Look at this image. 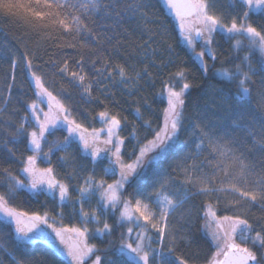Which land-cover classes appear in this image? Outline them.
<instances>
[{
  "label": "snow or ice",
  "instance_id": "1",
  "mask_svg": "<svg viewBox=\"0 0 264 264\" xmlns=\"http://www.w3.org/2000/svg\"><path fill=\"white\" fill-rule=\"evenodd\" d=\"M162 3L177 19L183 39L200 59L202 71L207 73L209 69L205 57L213 62L217 60L213 47L217 33H222L229 41L238 37L232 45L237 51L245 47L249 52L258 50L264 71V20H252L253 14L264 17V0H227L226 6L224 0H162ZM152 7L150 0H0V15L17 18L35 38L32 47L22 52L20 59L36 96L30 103L25 102L27 111L18 123L12 119L16 111L7 119L3 115L11 103V84L7 88L8 95L0 97L3 104L0 107V152H7L6 158L0 157V176L4 178L0 180V189H3L0 190V214L11 219L14 232L22 241L36 238L45 231L40 226L48 225L59 240L55 245L57 251L70 258L69 264H196L192 255H177L179 245L191 247L198 243V238L188 228L193 217L204 221V239L215 249L205 264H264V160L259 164L245 163L243 153L237 154L238 141L195 120L191 121V127L198 142H193L192 151L177 150L181 133L189 121L185 97L196 87L189 79V69L178 66L175 71L164 74L166 78H160L162 87L157 95L166 101V107L158 122L144 120L141 107L134 109L145 131L140 136L137 129L132 128L129 135L136 143L131 152L126 147L129 138L121 133L130 122L114 107L119 102L112 88L122 85L132 96L133 89L139 91L141 80L147 76L154 86V78L148 65L137 70L127 57L123 62L116 58L115 54L126 46V41L113 45L111 53L105 49V54L101 55L102 34L95 29V17L103 14L114 20L113 31L125 14L145 21L143 31L148 39L137 43L136 47L148 58L155 54L152 43L163 34L157 27H147L148 23L163 24L150 18ZM103 38L111 42L110 37ZM197 39L202 42L198 52L195 50ZM93 43L96 48L92 47ZM50 47L63 53L60 59L44 60L41 52L47 54ZM69 49L76 51L77 56L67 55ZM233 59L241 62L234 63L232 69L222 67L215 75L222 78V83L226 82V87L219 91L228 90L236 100L233 109L239 120L244 101L251 105L254 90L259 106L264 109V76L258 82L253 80L256 71L248 55L243 58L237 55ZM19 63V60L11 63L13 83ZM45 66L55 72L46 73ZM53 76L68 80L79 90L81 99L98 103L102 110L94 115L88 109L80 115L74 114L73 106L65 100L71 93L64 87L56 90ZM229 86H234V93ZM133 103L139 101L133 100ZM144 103L148 104L147 99ZM97 120L102 127L90 126ZM5 124L8 127H4ZM60 130L67 133L62 139L55 136ZM251 135L258 137L255 142L264 149V125ZM24 141L27 142L25 151L31 154L17 155L19 149L10 145ZM74 143L90 160L91 170L84 164L77 165L75 155L69 151ZM57 153L63 155L57 156ZM169 156L172 159L167 167L156 168L151 180L142 181L150 167ZM5 160L21 165L18 172L23 179L14 174L11 166H2ZM40 160L47 166L41 167ZM66 165L74 167L67 174L61 173L59 168ZM98 166H102L99 174ZM85 171L86 175H80ZM77 177L81 182L72 189L78 193L73 198L72 186L66 181ZM109 177L116 178L109 182ZM138 180L141 182L129 192L128 188ZM20 190L36 196L58 197L59 211L53 214L44 210L41 214L39 210H20L14 206ZM93 197L97 198V207H91ZM66 204L79 215L81 224L65 226L58 219L65 215ZM85 204L89 205V211L85 210ZM253 209H258L261 215L253 216ZM117 211L116 223H110L108 214ZM49 220L62 226L49 225ZM89 223L96 227L90 229ZM117 229L121 230L115 246L117 259L107 255L112 241L104 249L89 243L90 236H111ZM2 250L9 254L11 264H44L28 257L21 249H17L20 257L9 248ZM101 252L104 255L98 254ZM0 264H4L2 259Z\"/></svg>",
  "mask_w": 264,
  "mask_h": 264
},
{
  "label": "trees",
  "instance_id": "2",
  "mask_svg": "<svg viewBox=\"0 0 264 264\" xmlns=\"http://www.w3.org/2000/svg\"><path fill=\"white\" fill-rule=\"evenodd\" d=\"M153 5L149 13L152 20L163 21V24H153L148 23L147 27H157L163 33L151 47L155 49V54H150L148 58L143 56L142 51L136 47L137 43H143L144 40L148 39V35L143 31L145 26V21L132 18L130 15L125 14L122 21L118 26L115 27L113 31V25L115 21L112 19H107L103 14L95 17V29L97 33L102 34L101 40V55L105 54V49L108 53L113 52V45H117L120 41H126V46L120 48L119 52L116 53V58L121 59L127 57L128 62L136 65L137 70L142 68L144 65H148V71L152 74L154 78L150 81L146 76L140 81L139 91H133V95L129 96V90H126L122 85H117L112 88V92L115 93V100L118 101V105L114 106L118 111H121L123 115L127 116L130 122L129 126L121 133L122 135L128 136V141L126 142V147L129 152L135 146L136 141L132 139L129 135L132 128L137 129L140 136L144 135V129L141 126V121L136 119V114L134 109L136 107H141L143 112L144 120H151L154 122L159 121L161 117V111L166 107V101H162L157 95L162 85L160 83V78H166V73L175 71L176 67H186L190 70L191 82L196 85L192 88L186 95V115L189 117V121H186L187 128L181 133L180 142L177 144L178 151H192L194 148V141L198 142L195 132L191 127V121L195 120L197 124H207L211 130L218 132L220 135H227L230 139L238 141L239 143L235 145L238 151L237 154L243 153L245 156V163H257L264 160V149H262L255 141L258 137L251 135L253 131L259 132L262 125H264V109H262L258 104V97L256 96L255 90L253 91V99L251 105L244 101V107L241 113H239L240 119L238 120V113L233 109V105H236V100L231 98L230 92L225 90L220 92L219 89L226 87V82L222 83V78L215 75L216 70L224 67L232 69L233 64H239L241 60H234L233 58L237 55L243 58L245 55L250 57V62L253 69L256 71V75L253 76V80L259 81L262 76H264V71L261 70V53L257 50L249 52L248 48H242L237 51L232 47L235 42L234 38L229 41L225 38L222 33L216 34V43L213 47L217 52V60L213 62L212 60L205 57L206 63L209 65L207 73L201 70L200 59L194 56L191 47L185 42L183 36L178 28V21L175 16L168 12V10L163 6L162 0H150ZM264 20L259 14H253L252 20ZM103 37H110L111 42ZM34 37L30 34L26 25L20 22L17 18H5L0 15V97H5L8 95V85H12L11 91V103L8 106L9 110L4 113V118L7 119L11 116L13 111L17 112V115L13 116L12 119L17 123L20 120V116L23 115L27 109L25 107V102H31L36 99V96L32 92L31 85L29 83L30 78L26 75L24 70V65L21 58V53L27 48L32 47L34 43ZM91 43V41H89ZM245 43V42H244ZM201 41L196 40L195 50L198 52L201 48ZM247 43H245L246 45ZM171 46V48L169 47ZM93 48H96V44H92ZM67 55L75 57L77 52L74 50H67ZM44 60L49 59H60L63 53H60L55 48H49L48 53L45 54L41 52ZM13 60H19L20 63L15 71V82L11 80V63ZM34 63H41L40 61H34ZM215 64V67L211 65ZM161 65V67H158ZM90 70V69H89ZM43 71L46 73H54L55 69L44 67ZM247 71V68H245ZM52 79L55 81V89L58 90L61 87L67 89L71 95L65 97L67 103L73 106V113L80 115L84 109H88L94 115L96 111H100L101 106L98 103L86 102L85 99H81L79 95V90L71 85L68 80L62 79L59 76H53ZM232 87V92H235L234 86ZM99 95V93H96ZM104 97H101L103 99ZM111 99V98H109ZM144 99H147L148 104L144 103ZM133 100L139 101L138 104H134ZM0 107L3 104L0 103ZM87 123V121H85ZM8 127L7 124L3 125ZM90 126L100 128L101 123L97 120L94 124ZM14 131V129H12ZM67 133L63 130L57 131L55 136L62 139ZM103 135V134H102ZM6 138V137H5ZM53 137H49V140ZM10 147H15L19 149L17 155L24 153L29 155L30 152H26L27 142L24 141L17 145H10ZM47 150V145L45 146ZM69 151L75 155L77 165L84 164L86 169L91 170L92 164L89 159H86L84 154L80 152L77 144H73ZM57 156L63 155V153H57ZM0 157H7V152H0ZM127 159V157H126ZM172 159L171 156L167 160H163L160 164L153 165L147 171V173L142 177L143 182H147L152 179V174L158 167H167L169 161ZM53 161L58 165L55 157ZM43 162V161H42ZM44 163V162H43ZM45 164V163H44ZM106 164V162H105ZM3 167L11 166V170L15 175L20 176L18 169L21 167L20 164L13 160H5L2 164ZM74 166H65L59 168L61 173L67 174L71 172ZM102 172V166L97 167V174ZM87 172H81L80 175H86ZM23 176H20V178ZM116 177L107 178L109 182ZM3 176H0V180H3ZM72 188L70 189L73 198L78 195L75 192L74 187L79 181V177L75 180L66 181ZM141 181H134L133 185L128 188V191H132L136 184ZM3 190V189H0ZM59 203L57 198L51 196L39 195L29 193L27 190H20L18 192L17 199L14 206L18 207L20 210L34 211L39 210L43 214L44 210H48L55 214L59 211ZM78 207V206H77ZM91 207H97V198L93 197ZM85 210L89 211L90 207L85 204ZM65 215L58 218L62 221L65 226H73L81 224V218L79 215L72 212L71 205L66 204L64 208ZM223 214V213H218ZM232 214V213H228ZM253 216H260L261 213L258 209H253ZM119 215L118 211L116 213L108 214V221L110 223H116V217ZM0 215V259L3 260L4 264H11L10 256L7 252L2 249L9 248L13 250L17 257L21 256V252L17 249H21L24 254L28 257L33 258L35 261H43L44 264H69V259L64 255H61L55 245L59 244L58 238H55L54 233H52L51 228L48 225H41L40 227L45 231L40 233L36 238L32 240L22 241L19 236L14 232V224L10 218H3ZM104 218L103 215L101 217ZM57 228L61 227V223H57L54 220H49L48 224H54ZM204 221L200 218L193 217L189 230L198 238V243H194L191 247L186 245H179L177 255H192L196 258V264H205L206 258H208L212 252L215 251L208 242L204 239V234L202 231V226ZM88 227L94 229L95 224L89 223ZM119 231L117 229L112 233L111 236L104 237H89V243H94L101 249L109 246V241H112V247L107 252V255L111 256L113 259H117L115 253V246L118 242ZM55 241V244L53 243ZM63 248V245H60ZM104 255L103 252L98 253ZM90 264V262H89Z\"/></svg>",
  "mask_w": 264,
  "mask_h": 264
},
{
  "label": "rangeland",
  "instance_id": "3",
  "mask_svg": "<svg viewBox=\"0 0 264 264\" xmlns=\"http://www.w3.org/2000/svg\"><path fill=\"white\" fill-rule=\"evenodd\" d=\"M224 4H225V6L227 5V0H224ZM244 42L245 43H247V41L246 40H244ZM202 43V42H201ZM244 43V44H245ZM201 46H202V44H201ZM258 51V50H257ZM259 52V51H258ZM260 53V52H259ZM46 110V109H45ZM30 154H31V152H30ZM29 154V155H30ZM38 164L41 166V167H45V166H47L46 164H44L43 162H42V160H40V161H38ZM21 179H23V177H21ZM111 182V181H110ZM57 201H58V203H59V200H58V197H57ZM1 216H3V214H0ZM3 218H5V217H3Z\"/></svg>",
  "mask_w": 264,
  "mask_h": 264
},
{
  "label": "water",
  "instance_id": "4",
  "mask_svg": "<svg viewBox=\"0 0 264 264\" xmlns=\"http://www.w3.org/2000/svg\"><path fill=\"white\" fill-rule=\"evenodd\" d=\"M197 40H199V39H197Z\"/></svg>",
  "mask_w": 264,
  "mask_h": 264
}]
</instances>
